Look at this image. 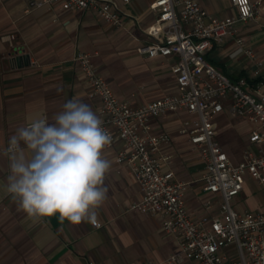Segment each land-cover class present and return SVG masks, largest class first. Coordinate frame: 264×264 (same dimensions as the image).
Returning <instances> with one entry per match:
<instances>
[{
    "label": "crops",
    "instance_id": "crops-1",
    "mask_svg": "<svg viewBox=\"0 0 264 264\" xmlns=\"http://www.w3.org/2000/svg\"><path fill=\"white\" fill-rule=\"evenodd\" d=\"M35 1L0 0V149L29 117L46 115L51 121L73 98L99 115L101 100L90 96L87 80L73 61L78 51L91 55L114 93L133 107L177 94L172 73L175 57L149 58L138 52L139 46L163 41L155 28L157 15L150 9L153 0H114L125 13L117 27L93 9L69 10L62 1L36 6ZM197 1L216 20L238 16L230 0ZM250 1L255 16L236 24L244 50H239L235 37L227 36L214 43L206 57L231 79L257 82L264 81V0ZM224 113L228 112L218 116ZM189 119L195 116L184 110L153 118L151 133L169 135L162 152L171 159L164 170L190 183L186 207L199 218L216 214L222 198L203 189L204 164L181 132ZM217 139L227 152L220 135ZM122 147L119 141L104 153L112 167L105 179L107 200L98 210V226L73 225L58 216L28 217L3 189L8 170L0 155V264H167L165 260L178 251L177 239L162 230L161 215L131 209L142 191L129 168L117 163ZM206 200L213 202L210 209L204 206Z\"/></svg>",
    "mask_w": 264,
    "mask_h": 264
},
{
    "label": "built area",
    "instance_id": "built-area-1",
    "mask_svg": "<svg viewBox=\"0 0 264 264\" xmlns=\"http://www.w3.org/2000/svg\"><path fill=\"white\" fill-rule=\"evenodd\" d=\"M59 1L69 10L93 9L116 27L125 15L114 0H36L34 4ZM230 1L238 16L221 20L212 18L197 0L151 3L150 9L157 15L155 28L163 41L139 46L138 52L149 58L175 57L172 73L177 94L133 107L114 93L89 53L78 51L73 58L87 80L90 96L101 100L99 116L112 136L108 148L123 142L117 151V163L126 165L141 187V198L131 209L161 215L162 230L177 239L178 251L165 260L167 264L184 259L195 264H264V213L239 214L231 206V199L244 188L246 173L264 189V81L231 79L206 57L213 44L227 36L235 37L239 50H244L236 24L252 19L256 8L250 0ZM182 110L195 116L184 121L181 132L189 137L204 164L203 189L222 198L214 215L207 213L196 218L188 212L186 193L190 183L177 179L172 170H164L171 155L163 153L162 147L170 142V137L151 133L153 118ZM224 111L258 124L249 137L254 150H246L236 164L217 139L215 116ZM212 205L211 200L204 203L207 209ZM93 225L98 226V221Z\"/></svg>",
    "mask_w": 264,
    "mask_h": 264
},
{
    "label": "clouds",
    "instance_id": "clouds-1",
    "mask_svg": "<svg viewBox=\"0 0 264 264\" xmlns=\"http://www.w3.org/2000/svg\"><path fill=\"white\" fill-rule=\"evenodd\" d=\"M111 142L88 104L68 100L51 121L46 115L29 117L0 149L8 170L3 189L30 218L96 224L107 200L112 162L104 153Z\"/></svg>",
    "mask_w": 264,
    "mask_h": 264
},
{
    "label": "rangeland",
    "instance_id": "rangeland-1",
    "mask_svg": "<svg viewBox=\"0 0 264 264\" xmlns=\"http://www.w3.org/2000/svg\"><path fill=\"white\" fill-rule=\"evenodd\" d=\"M215 121L222 143L233 156L232 161L235 164L240 161L246 150H254L255 146H252L249 137L252 129L258 124L248 119L235 118L229 113L215 116ZM243 185V190L231 199L233 209L239 214L264 213V189L249 173L245 174Z\"/></svg>",
    "mask_w": 264,
    "mask_h": 264
}]
</instances>
